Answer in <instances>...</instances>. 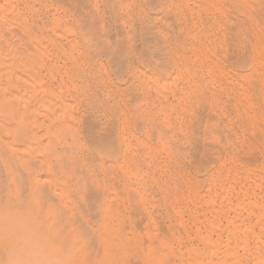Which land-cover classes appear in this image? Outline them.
<instances>
[{"label":"rangeland","instance_id":"1","mask_svg":"<svg viewBox=\"0 0 264 264\" xmlns=\"http://www.w3.org/2000/svg\"><path fill=\"white\" fill-rule=\"evenodd\" d=\"M54 1H55V3H54ZM96 1H98V0H94V1L93 0H70V1L69 0H34V1L33 0H26V1H24V0H10L11 4L17 5V6H15V7H17L15 9L16 10L18 9L17 11L19 12V14H21V17H23V18L21 19V23L18 24V26L16 25V23H19V22H16L17 20L16 21L11 20L9 24L12 25V26H10V27H12V29L14 27L15 30L18 31L17 33H18V35L20 34L19 36H22V35L24 37L26 36V38L19 37L20 39H22V41H24L23 39H27V40L29 39L32 42V43H30L29 40L28 41L25 40V42H23L24 46L25 45L27 46V43L29 42L30 43V44L28 43L29 45H32V46L36 45L35 47L37 49H41L42 51H44L45 52L44 56L46 57L47 60H51V58H52V60L50 62L45 61L46 60V59H44L45 57L42 58V60H41V64H42L41 66L42 67H40V69H38L41 76H44L43 80H44V82L46 81L45 84L48 85L50 83L48 86H51V88H53L55 90H57V88H58V90H60L59 87H61L63 82L65 83V84L63 83L64 87L65 86H66V88L71 87L70 88L71 92L68 94L70 95L69 97L75 102L74 103L75 104L74 112H75L77 119L79 118L78 119L79 123L82 125V126L78 125L79 126L78 130L80 129L78 131V132H80L79 138L89 148H91L94 151L109 152L111 154V155H109V157H111V156L120 157L121 156V160H120L121 166L123 167V165H125V167H123V169H125V170L127 169L126 171L127 172L130 171L129 173L132 172L131 178H132L133 182L137 181L136 182L137 188L134 185L135 183H133L132 181H130L132 183L126 182L127 184L130 185V189H133L132 192L133 191L135 192L134 189H136L137 192H142V191L146 192V189L147 190L149 189L151 191L152 188L158 187V185L161 184V183H159L160 180L162 182H164L166 180V183H167V181H169L171 179L169 176L171 174H172V177L173 176H178L177 178L181 177L185 183H187L186 181H188V184L191 185L190 187L194 188L195 190L198 189L200 192V195H195V192H194L195 190L191 191V188H190V191H189V187L188 188L185 187L184 192H186V193H184L183 196L182 195H171V196L168 195L166 197V195L162 196V195L153 194L152 196L154 198L150 195L149 199H151V200H147V202L146 201L144 202L141 200H143L145 198V196L147 199L148 195H145V196L141 195L142 197H144L143 199H142V197H140V195H134V196L132 195L135 200L139 198L137 201L140 203L141 206H143V207H141L142 209L140 208L143 211H139L140 213L142 212L139 215L138 214L134 215L135 213L133 212V210L136 213H138L137 208H136V210L134 208L132 210L131 208H132V205H134L136 201L134 202L133 197H130V195H129L128 200L131 201L130 203L132 205H129V204L126 205L127 206L126 207V213H125V221L126 222L123 224L125 226L128 225V227H129V225H130V227L132 225H136L137 227L140 226V227H138V229L144 228L143 230L144 231L146 230L145 233L149 232V234H150L151 229H153L158 224H159L158 225L159 227L158 226H156V227L162 228L164 225L163 229L164 228L166 229V227H168L170 224L175 225V227H177V226L181 227V228L183 227L186 229V232L187 231L188 232L186 233L187 235L184 234V237H183L184 245H182V249H181L182 252L188 251L187 250L188 247H189V249H191L190 246L192 245V243H193V245L195 242L198 243L197 242V236H195V235H198L197 232H199L200 229H201L200 231L204 232V233L209 231L210 233L209 232L208 233L210 235L208 233L207 234L209 236H212V237H213V233H214V236H216V233L218 235L222 234L220 236H223V234L225 233L224 234L225 237L224 236L222 238L213 237V238L217 239L219 242H220L219 239H221L222 241L225 242L227 240L226 235H227V231H228L227 228L229 226V225L225 226V224H227V222L229 224V220H227V219H229V217L231 219L234 217L233 214H231L230 216L227 215L229 212V206H228V203H225V202L230 198V195H226L228 199L224 200L226 197H225V195L224 196L222 195L223 193L221 191L227 185L225 182L227 181V183L229 184V181H231V180H229L230 177H228V176L233 175L234 177H236L235 178L236 181L237 180L238 181L244 180L249 176V178H247L248 180L247 179L245 180V182L247 181V183L249 185L248 187L255 189V186L257 185L260 192L263 191L262 195H264V185H263L264 184V179H263L264 178V171H263L264 169H262V167L264 168V162H263L264 161V75H263L264 74V63H262V62H264V51H263V49H264V29H263L264 28V0H254L255 2H253V0H247V1H245V0H222V1L221 0H191V1L190 0H133V1L132 0H127V1L126 0H103L102 2H100L101 0H99L97 3H95ZM214 1H216V2H214ZM1 4H3V1L1 2ZM127 4H130V6L129 5L127 6ZM194 4L197 6H195ZM24 7H26V8H24ZM211 7H212V9H211ZM129 9L134 10V11L130 10L131 12H128ZM190 9L192 11H189ZM208 9H209V11H208ZM252 10H254L255 12L258 11L257 14L255 15L254 14L255 12ZM126 11H127V13H126ZM92 13H94V14H92ZM124 13L128 16H125ZM191 13H193V14H191ZM23 15H25V16H23ZM55 15L57 18L55 17ZM162 16H164V17H162ZM24 17H26V18H24ZM132 17H134V18H132ZM156 17H157V19H156ZM29 18L32 20L30 21ZM189 18H190V20H189ZM25 19H27V20H25ZM23 20L25 22H23ZM215 20L218 23H215L216 22ZM38 21H39V24L37 23ZM43 22H45V23H43ZM83 22H85V23H83ZM252 22H253V24H252ZM23 23L26 24V26ZM256 23H257V25L259 24L258 26L262 25L261 29L259 27L260 30L257 28L258 26L256 25ZM135 24H137V25H135ZM29 25H30V27H29ZM55 25L57 27H58V25L59 26L63 25L64 27L63 26H61L62 28L58 27V29L60 31L59 32L58 29L56 30L57 27ZM169 26H172V27H169ZM234 27H235V29H234ZM33 28H34V30H33ZM64 28H67V29H65L66 31L64 30ZM256 28L258 29V31ZM99 29H101L102 31H98ZM21 30L23 32H21ZM29 30H31V31H29ZM35 30H37V31H35ZM55 30L57 32H55ZM10 31H12V32H10ZM10 31L9 32L12 35L15 33L14 37L17 36L16 31L14 32L11 29H10ZM33 31L35 33H33ZM39 31H41L42 34ZM47 31H48V33H47ZM170 31H172V32H170ZM92 32H94V33H92ZM99 32H101V33L99 34ZM133 32H134V34H132ZM219 32H221V33H219ZM261 32H263V36H262ZM55 33L57 34V36H55L56 35ZM63 33H64V35H63ZM69 33L71 36H73L74 33L76 35L71 37V36H68ZM58 34H59V36L62 34L61 35V36H63L62 38L67 37V39H62L61 36H60V38H56V37H58ZM106 36H109L110 38L106 37ZM161 36H163V37H161ZM10 37H12V36L10 35ZM19 38L17 36V38H15V39L19 40ZM106 38H109V39L107 40ZM130 38H131V40H130ZM34 39H36L37 42ZM42 39L46 40L47 42H44ZM160 40H163V41L158 42ZM195 40H197V41H195ZM255 41H257V42H255ZM72 43H74L75 47L72 46L73 45ZM124 43H125V45H124ZM156 43H158V44H156ZM162 43H164V44H162ZM32 46H30V48H26V51H32L31 50ZM78 47H80V48H78ZM130 47H131V49H129ZM71 50H73V52ZM79 50L81 51V53ZM171 51H172V53H171ZM49 54H51V55H49ZM65 55H66V57H65ZM212 55H214V57ZM215 56H216V58H215ZM258 57L260 58V61L262 60L261 61L262 64L259 63L260 61H259ZM190 58L193 60H191ZM196 63H197V65H196ZM47 64L50 65L51 67H53V65H55L56 69L57 68L58 69L57 70H55V69L51 70L52 68L50 66L49 67L46 66ZM143 65H144V67H143ZM158 65H160V66H158ZM262 65H263V67H262ZM45 66L48 68H46ZM64 66H65V68H64ZM196 67H197V70H196ZM103 68H105V69H103ZM44 69L51 71V72L50 71L49 72L51 73V75L53 74L52 78L48 79L51 76L49 75V72L47 73V71H45ZM206 69L209 72H207ZM52 71L53 72L55 71V72L53 73ZM58 73H59V75H58ZM122 74H124V75H122ZM61 76H62V78H60ZM61 79H63L64 81L63 80L61 81ZM187 79L193 84L189 83V81ZM48 80H53V82H51V81L49 82ZM156 80H158V82H156ZM70 81H72V82H70ZM164 81H166V82H164ZM73 82L75 83V85L78 88L74 85ZM175 82H177V83H175ZM179 82L180 83L184 82V83H182V85H181ZM236 82H238V83H236ZM70 83L73 85H71ZM157 83H158V85L160 84L161 87L162 86L163 87L162 88L158 87V90H157V86H156ZM54 84L57 87H55ZM149 84H151L152 86H150ZM173 84L177 85L178 87L173 86ZM234 84H236L237 86ZM170 85H172V86H170ZM188 85H190V86H188ZM191 85H193V86H191ZM199 85H201V87H199ZM72 86L75 88V90L77 89L76 90L77 92L73 89ZM205 86L208 88H206ZM165 87L168 91L169 90L171 91V92L169 91L170 94L165 89ZM194 87H197V89L196 88L194 89ZM212 87H214V88H212ZM185 88H187V90ZM200 88H202L203 90L202 89L200 90ZM72 89H73V92H72ZM192 89H193L192 92L198 90V91L193 93V94H197V96L192 94L194 96V97H192V95H191L192 92H189V93L187 92L188 94L185 92V91H191ZM152 90H153V93H152ZM159 90L161 91L160 93H162V91H164V90L167 91V92H164L165 95H167L166 99L164 98V100H162V98H161V100H160V98L158 96ZM172 91H175V92H172ZM154 92H156V93H154ZM242 92H244V93H242ZM164 93H162V94H164ZM132 94H134V95H132ZM201 94L203 96H201ZM71 95H72V97H71ZM152 95H154V96H152ZM170 95H172V96H170ZM179 95H180V97H179ZM248 95H250V97ZM155 96H156V98L158 97V99H156ZM181 96L184 98L185 101L188 100L189 102L186 101L187 104L185 103V101H182L183 103L180 102L181 100H183V98ZM204 96L206 98L207 97L208 98L204 99ZM219 96L221 99H218ZM243 96L245 99L247 98V100H244ZM186 97L190 98V99H187ZM191 97H192V99H191ZM180 98H182V99H180ZM158 100L162 104L158 103L157 102ZM168 100L171 101L172 104ZM205 100H208V101H205ZM163 101L166 103H164ZM209 101H211V102H209ZM176 102L179 104L181 103V105H180L181 107H179V104H176ZM188 103H189V105H188ZM239 103H241V104H239ZM156 104H158V105H156ZM182 104H184V106ZM170 105L172 107L174 105H177L174 107L178 108L182 112V115H184V117L186 116L183 120H185L186 118L188 119L189 117H191L190 119L193 120V121L190 120V122H189V120L187 121V119H186L185 124H183L184 121L182 120L183 117H181L182 115L180 112L179 113L181 116L178 117L179 118L178 124L174 122V119H171V122L172 123L174 122L176 124V125L174 124L175 127H172L171 129L176 130V128H179L178 130L181 133L179 135H181V136L174 135L173 134V133H175L174 131H173V133L169 132V134L171 133L169 135L168 132L166 131L168 129H166V127L163 126V125H165L164 121L166 122L168 116H171V114H167L168 116L165 115V113H166L165 110H170ZM240 105H242V106H240ZM162 106L165 110L163 108H159ZM189 106H191L192 108L189 109ZM201 106H202V109H200ZM242 107H244V109ZM180 108H182L183 110ZM187 108L189 109L188 111H186ZM160 109L164 110L163 113H164L165 117L163 116V114L161 115L162 110H160ZM221 109H222V111H220ZM236 109L238 111H236ZM184 110L186 112L190 111V113L188 114L190 116L186 115L185 114L186 112ZM226 110L230 111V112H227ZM232 110L234 112H231ZM183 111H184V113H183ZM235 111L237 112L236 113L237 116L235 115ZM252 112L254 113L255 117L253 116ZM222 113H223V115H222ZM174 114L176 115V113H173L172 116ZM191 114H194V115H191ZM175 115L173 116V118L175 117ZM209 115H210V119L212 118L213 121L209 120ZM166 116H167V118H166ZM193 116H194V118H193ZM234 116H236V117H234ZM85 117H86V119H85ZM163 117L165 119H163ZM231 117H232V121L235 122V124L231 121L230 124L234 128L231 126L232 128L230 129L227 121H229V119H231ZM221 120H222V124L220 123ZM128 121H129V123H128ZM124 122H126V124H127L126 127H125ZM208 122H209V124L210 123L211 124L209 125ZM216 122H219V123H217L215 125ZM162 123H163V125H162ZM225 123H227L228 125ZM121 124H124L123 125L124 127ZM147 124H148V126H147ZM224 124H225V127H226V125L228 126L225 129H223ZM177 125H179L180 127ZM191 125H193L194 127H191ZM185 126L187 127V129H185L186 128ZM181 127L184 128V130L186 131V132L185 131L184 132L187 135L182 134L183 129ZM214 127L217 129L218 132L216 131V129ZM149 128L152 130H150ZM164 128H165V130H164ZM191 128H194L195 130H198L199 132L194 131ZM123 129L124 130L126 129V130L124 131ZM178 130L176 132H179ZM231 130L234 132V134H235V135L233 134L234 136L232 135V132H230ZM88 131H90V133ZM108 131H110L111 133ZM129 131L130 132L132 131L133 134H132V132L130 133ZM145 131L147 132L146 136L143 135V134H145ZM148 131H150V132L148 133ZM160 131H163V132L166 131L167 132V133L166 132L162 133L164 137H166L165 135H167V134L171 138L173 137L172 139H170V137H169L170 141L167 140L169 143L168 146L176 147V143H177V147L175 148V149H177L179 144L184 143L183 146L185 148L183 146L182 147L179 146V149L180 148H183L184 150L186 149L185 153H186V157H188V158L185 157L183 159V161L178 163V164H176V162H175L173 165V163H172L171 164L172 170H170L171 174H169V175L165 174L164 172H161L162 174H159V175H158V173H157V175H153V174H156V172L154 171L153 168L150 171H149V169H146V168H150V167H146V164H148L150 162L149 156H154L155 154H157L158 157L156 156V158L158 159V162H162V161L164 162V161L168 160L167 155L164 154V151H163L164 148L168 149L167 143L165 141H163V139H165V138L163 136H161L162 134ZM213 131L218 133L219 138L217 137V134L215 133L216 134L215 136L218 139L214 140L211 138L214 136ZM157 132L158 133L160 132V134L157 135ZM227 132H228V134H227V136H225ZM239 133H241V134H239ZM176 134L178 135V133H176ZM219 134L221 136H219ZM243 134H244V136H243ZM92 135H93V137H92ZM107 135L109 136V138ZM168 135H167V137H168ZM127 136H128V138H127ZM183 136L187 139V141L182 142L183 140H185V139L182 140ZM186 136L188 138H189V136H191L190 137L191 146H190V140ZM228 136H231V137H229V139H230L229 141L231 142L230 144H231L232 150L229 148L230 147L229 146L230 144L228 145L229 141L227 143V140H226ZM144 137L147 139V140L145 139L146 141L144 140ZM176 137L180 138L181 140L176 138ZM97 138L100 139L99 143L102 145L97 143L98 142V140L96 141ZM120 139H121V141H120ZM125 139H126V142L129 141L130 143L128 142L125 145L124 144ZM171 140L173 142L175 141L176 143L174 142L175 143L174 144L173 142H171ZM188 140H189V142H188ZM237 140L240 143H241V141H243L242 143H244V142L245 143L243 145L240 144L241 146L237 145V142H236ZM142 141H143V143L147 142L149 145L147 143L146 144L150 149L147 147H146L147 148L146 149L145 145H144L145 143L143 144ZM177 141L180 143H178ZM212 141H214V142H212ZM224 141H226V143H222ZM136 144H138V145H136ZM186 144H187V146H186ZM222 145H224V146H222ZM91 146H93V147H91ZM101 146L103 147V149ZM114 146H115V148H114ZM161 147H163L162 150H161ZM225 147H226V149H225ZM122 149H123V151H122ZM130 149L132 151H130ZM136 149H137V151H136ZM148 149L151 150V152L148 151L149 154L146 153L147 152L146 150H148ZM219 150H222V151L219 153ZM205 151L206 152L209 151V152L206 153ZM226 151H229V152L226 153V155H225L224 153ZM132 152H136V154L132 153ZM189 152H192V153L189 154ZM237 152H239V153L241 152V154L238 153L239 154L238 156H237V154L235 155V153H237ZM125 153L126 154L129 153V154L126 155ZM139 153L140 154L143 153V154L140 155ZM232 153L234 154V159L230 160V156H232ZM254 153L256 154V156H254ZM159 154H161V156H159ZM214 154H216V155H214ZM124 155H126V157H124ZM141 156H142L141 159L143 161H146V163L140 161ZM137 158H139V159H137ZM124 159H126V160L124 161ZM130 159L133 162L130 161ZM150 159L152 160V157ZM192 159H194V161L195 160L196 161L194 162ZM244 159H245V161H244ZM211 160H213V162ZM210 161L213 164H210L211 163ZM233 161L234 162L236 161V163H234ZM238 161L242 164H240ZM261 161H262V163H261ZM138 163H140V165ZM181 163H183V165ZM217 163H218V165H217ZM232 163H234L236 166L234 164L232 165ZM143 164L145 165L146 168L143 166ZM181 165H182V167H181ZM240 165L242 167H240ZM258 165H260V166H258ZM178 166L180 169L179 172L177 169ZM227 166L228 167L231 166L230 169ZM234 166H235V168H234ZM135 167H137V169H135ZM183 167H184V169H183ZM236 167H238V169ZM247 167L249 170L251 169L250 174L247 170ZM133 168H134V170H133ZM185 168H187V169H185ZM141 169H142V171H141ZM173 169H174V172L177 169L175 172L176 174L173 172ZM236 169H237V171H236ZM135 170H136V172L139 171L138 174L139 173L140 174L136 175V173H134ZM153 171H154V173H153ZM202 171H204V172H202ZM246 171L249 174L248 176H245V175H247L245 173ZM261 171H263V172H261ZM147 172H150L151 174L153 173L152 174L153 177L156 176L155 178H153V180L155 182L150 179V177L152 178V175L150 176ZM214 172H215V174H214ZM110 173H112V172H110ZM142 173H144L146 177L144 175H142ZM183 173H184V175H183ZM211 173L214 174L211 177H214L215 181L211 180V177L209 176V175H212ZM256 173H258L259 177ZM218 174H220L221 177ZM235 174H237V175L235 176ZM255 174L257 177H254ZM260 174H261V178L263 180H261ZM111 175L112 174H110L108 177L109 178L113 177V175L112 176ZM161 175H164V177ZM166 175H168V177ZM190 175H191V178H190ZM215 175L219 176L222 180L219 178V179H217V181L219 180L217 182ZM134 177H137V178H134ZM140 177H142V178L140 179ZM100 178L103 179V176H101ZM142 179L146 180V182L144 183V181ZM249 179H250V181H249ZM255 179H257L256 180L257 184L252 185L253 183H256ZM148 180L151 181V183L148 182ZM253 180H254V182H253ZM221 181H223V182H221ZM261 181H262V184H260ZM211 182H213V183L215 182V184H211ZM258 182H259V184H258ZM190 183H192V184H190ZM217 183H218V185H217ZM220 183H222V187H221ZM150 184L151 185L153 184L154 187L153 186L149 187ZM137 185L138 186L140 185L139 187H141V186L142 187L139 188ZM208 185H209V187H208ZM224 185H225V187L223 188ZM211 186H212V188L213 187L214 188L211 189V192H210ZM215 186H216V188H215ZM219 186L221 187V188H219L221 190L217 189V187H219ZM259 186L262 189H260ZM132 187H135V188H132ZM206 187L208 188L209 192H208ZM142 188H144V189L146 188V189L143 190ZM205 189H206V191H205ZM258 189H255L256 193H257V195H261L259 193ZM187 190L190 193H187L188 192ZM218 191H220V192H218ZM203 192H204V194H203ZM215 192H217L218 194L217 195L215 194V196L212 195ZM191 193H194V194H191ZM174 196H175V198H174ZM210 196H213V198L217 196L216 197L217 199L216 198H215L216 200L212 199V197L209 199L208 197H210ZM221 196L223 197L222 198L223 202H221L222 200H220ZM172 198H174V199H172ZM165 199H168V201L170 200L171 202L170 201L169 202L171 204L166 202ZM152 200L154 202H152ZM207 200L208 201L209 200L215 201L214 204H216V205H213L210 203V205H212V206H209V207L206 206L207 204H209L207 202ZM158 201H160V203L162 205L165 204V207H163L162 205H159L160 203ZM163 201L168 203V204L164 203ZM181 202L183 204L186 203V207H184V209L180 205ZM153 203H155L157 207H153ZM175 203L179 204V206L181 207V210L179 209L180 208L179 206H177V205H176L177 207L175 206ZM169 204H170V206L174 205L175 207H173V206L168 207ZM220 204H222V205L226 204L227 206L223 207ZM215 206H217V207H215ZM221 206L223 208H225V211L220 209ZM167 207L172 208V210L168 209ZM213 207H214V209H213ZM161 208H162V213H161ZM163 208L167 209L168 211L165 209L163 210ZM140 209H138V210H140ZM157 209H158V211H157ZM211 209H213V210L217 209L218 211H222V212L217 211V213H214V211L212 210V213H214V214H212ZM153 210L154 211L156 210L155 212H157V214H158V212H160L158 215L156 214L158 217L155 215V212ZM173 210L179 211L180 213L181 212L182 213L180 214L179 212H173ZM167 212L169 215H167ZM224 212H226V213H224ZM130 213H131V215L133 213L134 214L131 216ZM177 213H179L180 215ZM204 213H205V215H204ZM216 214H219L220 216L219 215L216 216ZM245 214L246 213H244V216L247 218L248 215L247 214L245 215ZM91 215H94V217L97 218V221L94 217H91ZM103 215H104L103 213L93 214V213L88 212L87 220L91 225H93V227L98 228L99 227L98 225L100 224L101 219L103 218ZM170 215L172 218L170 217ZM166 216H168L170 218H168ZM224 216L226 219L224 218ZM204 217L209 218V219H206L207 223H206ZM218 217H219V219H218ZM251 217H250L251 221H252L251 224L255 225V226L259 225L258 223H261L264 221V216L260 217V219L263 218V220L261 222H260V219H258L256 221L254 216H251ZM163 218L166 220H164ZM178 218L180 219L179 222H178ZM131 219H133V220H131ZM153 219L156 220L157 223L158 222L159 223L157 224L155 221H153ZM169 219H170V221H169ZM181 219H183V220H181ZM187 219H189L190 221ZM212 219H213V221H212ZM129 221H130V223H129ZM152 221H153V224H152L153 228L151 226L146 227V225H150V223H152ZM181 221H184L186 224L185 223H184L185 225L181 224L180 223ZM254 221L257 223H255ZM213 222H215L214 225H213ZM175 223H177V224L180 223L181 226H180V224L177 225ZM187 223H189V224H187ZM192 223L194 224V226L192 225ZM201 223H202V225L203 224L204 225L202 226ZM160 224H162V226ZM216 224H218V225H216ZM208 225H210V227L212 229ZM215 226L218 229L219 228L222 229V227H223V229L219 231ZM156 227H155L156 233L154 231L153 234H157V231H159V232L161 231V229L160 230L158 228L156 229ZM190 227H191V229H190ZM199 227H200V229H199ZM207 227H209V228L207 229ZM149 229H150V231H148ZM163 229H162V231H165V229L164 230ZM195 229H196V231H195ZM143 230H140L139 233H141V232L144 233ZM213 230L216 232H214ZM190 231H191V233H190ZM212 231H213V233H212ZM160 233L162 234L163 232H160ZM158 235H159V233H158ZM195 238H196V241H195ZM224 238H226V239H224ZM187 239H191V240H189V242H188ZM99 248L101 250L96 249V252H98L99 255H103L104 248L102 246H100ZM143 248H145V247L139 246L138 251L141 250V251H139L140 255H142V252L144 251ZM100 252H101V254H100ZM148 253L149 252L145 248L144 257H147ZM167 259L168 258H166L165 260H167ZM151 261L152 260H150V262ZM157 262L158 261L156 260L155 263H157ZM163 263H161V264H163ZM151 264H153V263L151 262Z\"/></svg>","mask_w":264,"mask_h":264},{"label":"bare ground","instance_id":"2","mask_svg":"<svg viewBox=\"0 0 264 264\" xmlns=\"http://www.w3.org/2000/svg\"><path fill=\"white\" fill-rule=\"evenodd\" d=\"M3 1V4L1 2ZM26 1V0H24ZM34 1V0H33ZM70 1V0H69ZM94 1V0H93ZM99 1V0H98ZM96 1L95 3H97ZM101 0L100 2H102ZM127 1V0H126ZM133 1V0H132ZM191 1V0H190ZM222 1V0H221ZM247 1V0H245ZM139 2V1H138ZM193 2V1H192ZM216 2V1H214ZM218 2V1H217ZM253 2H255L253 0ZM32 3V2H31ZM55 3V1H54ZM166 3V2H165ZM246 3V2H245ZM34 5V4H33ZM32 5V6H33ZM53 5V4H52ZM79 5V4H78ZM77 5V6H78ZM104 5V4H103ZM130 6V4H127V6ZM132 5V4H131ZM136 5V4H135ZM195 5V4H194ZM211 5V4H210ZM17 5H13L10 3V0H0V264H151V262L154 264L156 260L158 261L155 264H264V221L260 219L261 216H264V195H262L263 191L260 192L258 189L257 184V179H255L256 183H253L252 185H256L255 189H258L259 193L261 195H257L256 190L252 189L251 187L249 188L247 181L245 180L249 178V174L251 173L250 170L247 167V171L245 172L248 176L246 179L241 180V181H236V177L233 175H229L230 177L229 184L227 181L224 182L227 184L226 187L225 185L223 186V190L219 189L222 187V183H220L221 187H217V189L222 191V195H225V199L227 200L226 195H230V198L225 202L228 203L229 206V212L227 215L233 214V218L231 219L229 217V224H225V226H228L227 228V240L224 242L221 239L220 242L213 238V237H219L222 238L223 236L225 237V233L223 236H220L216 233V236L213 237L209 236L210 232L207 230L209 227H207V231L209 232H201L200 227H199V232L197 236V242L196 243V238H195V243L190 246L191 249L188 247V251L182 252V245H184L183 237L184 234L187 235L186 229L181 228V227H175V225H171L169 222V226L166 227L165 231H162L164 225L162 228H158L159 222L157 223L156 220L153 219L158 225L156 229L158 228L159 230L161 229L160 232H163L162 234L157 231V234H153L155 231V227H152V223L150 225H146V227L151 226L153 229H150L146 232L136 226L132 225L128 227V225H124L125 223V213H126V205H132L129 199L130 197H133L134 195H148V198L146 199L142 197L143 200L141 201H146L151 200L149 199L150 195L152 196L153 194L155 195H166V197L169 195H184L185 187H189V191L191 188V191L195 190L194 188L190 187L191 185L185 183L182 178H177L178 176H173L171 174V164L176 162V164L180 163L183 161V159L186 157V149L184 150L183 148L179 149V146H183V144H179L178 148L177 143L176 147H171L168 146V141L172 139L169 135L173 133L176 136H181L179 134L180 131L178 130L179 128H176V130L171 129L172 127H175V123L178 124V120L182 112L178 109L175 108L174 105L173 107L170 105V110H165V115L167 114H172L176 113L175 117L173 116H166L167 120L166 122L164 121L165 125H162L166 127V130L169 134L168 137L163 136L162 133L166 131H160L161 136H163L165 141L167 143L168 149L164 148V154L167 155V161H162L158 162V159L156 158L157 154L154 156H149L150 158L152 157V160L149 158L150 162L143 166L146 169L152 170L156 172V174L153 175H158L162 174L161 172H164L165 174H171L170 180H166L162 182L160 180L158 187L152 188L150 191L149 189L146 192H137L136 189L135 192L130 189V185L127 184L126 182L132 183V178H131V173L127 172L123 167L121 166L120 160L121 156H111L109 152H99V151H94L91 148H89L79 137H80V132H78L79 126H82L74 112V106L75 102L69 97L71 91L70 88H66V86H63V83L61 85L60 90H55L51 88V86H48L45 84L43 78L44 76H41L40 72L38 69L42 67L41 65V60L44 58V51L41 49H37L35 46L36 45H29L32 43H27V46H24L25 40L22 41L21 38H26V36L23 37L18 35V31L15 30V28L10 27V21L11 20H17L16 25L21 23V14L15 9ZM108 6V5H107ZM152 6V5H151ZM150 6V7H151ZM183 6V5H182ZM197 6V5H195ZM203 6V5H202ZM238 6V5H237ZM240 6V5H239ZM91 7V6H90ZM139 7V6H138ZM170 7V6H169ZM228 7V6H227ZM26 8V7H24ZM28 8V7H27ZM33 8V7H32ZM59 8V7H58ZM93 8V7H92ZM136 8V7H135ZM168 8V7H167ZM174 8V7H173ZM188 8V7H187ZM218 8V7H217ZM23 9V8H22ZM212 9V7H211ZM263 9V8H262ZM25 10V9H24ZM29 10V9H28ZM62 10V9H61ZM125 10V9H124ZM129 9L128 12L134 11ZM179 10V9H178ZM196 10V9H195ZM200 10V9H199ZM228 10V9H227ZM65 11V10H64ZM108 11V10H107ZM173 11V10H172ZM189 11H192L191 9ZM209 11V9H208ZM254 11V10H252ZM94 12V11H93ZM106 12V11H105ZM142 12V11H141ZM239 12V11H238ZM255 12V11H254ZM258 12V11H257ZM257 12L254 14L256 15ZM31 13V12H30ZM37 13V12H36ZM127 13V11H126ZM165 13V12H164ZM26 14V13H25ZM29 14V13H28ZM33 14V13H32ZM35 14V13H34ZM94 14V13H92ZM125 14V13H124ZM131 14V13H130ZM129 14V15H130ZM193 14V13H191ZM221 14V13H220ZM235 14V13H234ZM103 15V14H102ZM216 15V14H215ZM224 15V14H223ZM25 16V15H23ZM40 16V15H39ZM93 16V15H92ZM125 16H128L125 14ZM165 16V15H164ZM162 16V17H164ZM225 16V15H224ZM252 16V15H251ZM56 17V15H55ZM206 17V16H205ZM226 17V16H225ZM26 18V17H24ZM47 18V17H46ZM57 18V17H56ZM62 18V17H61ZM88 18V17H87ZM134 18V17H132ZM217 18V17H216ZM231 18V17H230ZM252 18V17H251ZM254 18V17H253ZM30 19V18H29ZM60 19V18H59ZM58 19V20H59ZM103 19V18H102ZM157 19V17H156ZM207 19V18H206ZM210 19V18H209ZM233 19V18H232ZM235 19V18H234ZM27 20V19H25ZM32 19H30L31 21ZM37 20V19H36ZM95 20V19H94ZM97 20V19H96ZM130 20V19H129ZM184 20V19H183ZM182 20V21H183ZM190 20V18H189ZM69 21V20H68ZM67 21V22H68ZM104 21V20H103ZM102 21V22H103ZM132 21V20H131ZM216 21V20H215ZM23 22H25L23 20ZM88 22V21H87ZM110 22V21H109ZM125 22V21H124ZM129 22V21H128ZM155 22V21H154ZM173 22V21H172ZM199 22V21H198ZM230 22V21H229ZM39 24V21L37 22ZM36 23V24H37ZM45 23V22H43ZM71 23V22H70ZM85 23V22H83ZM96 23V22H95ZM101 23V22H100ZM99 23V24H100ZM132 23V22H131ZM158 23V22H157ZM168 23V22H167ZM177 23V22H176ZM185 23V22H184ZM201 23V22H200ZM209 23V22H208ZM215 23H218L217 21ZM24 24V23H23ZM28 24V23H27ZM50 24V23H49ZM58 24V23H57ZM62 24V23H61ZM88 24V23H87ZM134 24V23H133ZM171 24V23H170ZM202 24V23H201ZM231 24V23H230ZM239 24V23H238ZM253 24V22H252ZM22 25V24H21ZM26 26V24H24ZM101 25V24H100ZM137 25V24H135ZM199 25V24H198ZM255 25V24H254ZM257 25V23H256ZM259 25V24H258ZM257 25V26H258ZM50 26V25H49ZM56 26V25H55ZM63 25H58V27H61ZM66 26V25H65ZM73 26V25H72ZM90 26V25H89ZM97 26V25H96ZM111 26V25H110ZM30 27V25H29ZM45 27V26H44ZM57 27V26H56ZM55 27V28H56ZM56 28V30L58 29ZM64 27V26H63ZM98 27V26H97ZM157 27V26H156ZM172 27V26H169ZM213 27V26H212ZM262 28L261 26H258L257 28L259 29ZM15 30L17 33V36L19 40L15 39L17 38L14 37V34H10V29ZM28 28V27H27ZM35 28V27H34ZM33 28V30H34ZM62 28V27H61ZM78 28V27H77ZM99 28V27H98ZM256 28V29H257ZM36 29V28H35ZM67 28H64V30ZM90 29V28H89ZM122 29V28H121ZM124 29V28H123ZM133 29V28H132ZM168 29V28H167ZM206 29V28H205ZM235 29V27H234ZM257 29V31H258ZM259 29V30H260ZM264 29V28H263ZM43 30V29H42ZM55 30V32H57ZM63 30V31H64ZM104 30V29H103ZM219 30V29H218ZM231 30V29H230ZM10 31V32H9ZM14 31V32H15ZM31 31V30H29ZM37 31V30H35ZM59 31V29H58ZM66 31V30H65ZM80 31V30H79ZM98 31H102L99 29ZM126 31V30H125ZM129 31V30H128ZM229 31V30H228ZM21 32H23L21 30ZM27 32V31H26ZM25 32V33H26ZM41 32V31H39ZM60 32V31H59ZM91 32V31H90ZM107 32V31H106ZM121 32V31H120ZM172 32V31H170ZM190 32V31H189ZM33 33H35L33 31ZM48 33V31H47ZM53 33V32H52ZM76 33V32H75ZM74 33V35H76ZM94 33V32H92ZM101 32H99L100 34ZM105 33V32H104ZM103 33V34H104ZM108 33V32H107ZM194 33V32H193ZM205 33V32H204ZM221 33V32H219ZM230 33V32H229ZM250 33V32H249ZM262 36H263V32ZM42 34V32H41ZM56 34V33H55ZM66 34V33H65ZM89 34V33H88ZM124 34V33H123ZM134 34V32L132 33ZM223 34V33H222ZM10 35L12 37H10ZM28 35V34H27ZM35 35V34H34ZM62 35V34H61ZM60 35V36H61ZM64 35V33H63ZM73 35V34H72ZM73 35V36H74ZM52 36V35H51ZM57 36V34L55 35ZM59 34L58 37L60 38ZM68 36H71L70 33ZM71 36V37H73ZM134 36V35H133ZM132 36V37H133ZM200 36V35H199ZM30 37V36H29ZM37 37V36H36ZM54 37V36H53ZM63 36H61L62 38ZM65 37V36H64ZM109 37V36H106ZM122 37V36H121ZM158 37V36H157ZM163 37V36H161ZM214 37V36H213ZM246 37V36H245ZM258 37V36H257ZM35 38V37H34ZM38 38V37H37ZM40 38V37H39ZM110 38V37H109ZM109 38H106L107 40ZM199 38V37H198ZM197 38V39H198ZM224 38V37H223ZM41 39V38H40ZM54 39V38H53ZM62 39H67L62 38ZM91 39V38H90ZM229 39V38H228ZM27 40V41H28ZM36 40V39H34ZM39 40V39H38ZM44 42H47L46 40L42 39ZM89 40V39H88ZM92 40V39H91ZM131 40V38H130ZM190 40V39H189ZM188 40V41H189ZM75 41V40H74ZM96 41V40H95ZM163 40H160L158 42H161ZM197 41V40H195ZM37 42V40H36ZM76 42V41H75ZM133 42V41H132ZM166 42V41H165ZM170 42V41H169ZM208 42V41H207ZM257 42V41H255ZM67 43V42H66ZM70 43V42H69ZM109 43V42H108ZM107 43V44H108ZM127 43V42H126ZM215 43V42H214ZM226 43V42H225ZM59 44V43H58ZM74 45V43H72ZM130 44V43H129ZM158 44V43H156ZM164 44V43H162ZM186 44V43H185ZM257 44V43H256ZM48 45V44H47ZM54 45V44H53ZM78 45V44H77ZM95 45V44H94ZM114 45V44H113ZM125 45V43H124ZM197 45V44H196ZM32 51H26V48H30ZM100 46V45H99ZM131 46V45H130ZM137 46V45H136ZM174 46V45H173ZM200 46V45H199ZM189 47V46H188ZM242 47V46H241ZM247 47V46H246ZM254 47V46H253ZM260 47V46H259ZM262 47V46H261ZM33 48V49H32ZM71 48V47H70ZM80 48V47H78ZM69 49V48H68ZM131 49V47L129 48ZM193 49V48H192ZM205 49V48H204ZM203 49V50H204ZM74 50V49H73ZM73 50H71L73 52ZM76 50V49H75ZM194 50V49H193ZM247 50V49H246ZM255 50V49H254ZM58 51V50H57ZM60 51V50H59ZM80 51V50H79ZM103 51V50H102ZM256 51V50H255ZM264 51V49H263ZM192 52V51H191ZM203 52V51H202ZM51 53V52H50ZM71 53V52H70ZM76 53V52H75ZM81 53V51H80ZM84 53V52H83ZM172 53V51H171ZM183 53V52H182ZM257 53V52H256ZM67 54V53H66ZM77 54V53H76ZM107 54V53H106ZM157 54V53H156ZM213 54V53H212ZM51 55V54H49ZM80 55V54H79ZM159 55V54H158ZM191 55V54H190ZM48 56V55H47ZM102 56V55H101ZM163 56V55H162ZM166 56V55H165ZM196 56V55H195ZM214 57V55H212ZM66 57V55H65ZM79 57V56H78ZM81 57V56H80ZM83 57V56H82ZM257 57V56H256ZM216 58V56H215ZM228 58V57H227ZM259 58V57H258ZM46 59V57L44 58ZM49 59V58H48ZM82 59V58H81ZM102 59V58H101ZM191 59V58H190ZM52 60V58H51ZM51 60H45V61H51ZM56 60V59H55ZM54 60V61H55ZM114 60V59H113ZM163 60V59H162ZM193 60V59H191ZM205 60V59H204ZM119 61V60H118ZM133 61V60H132ZM184 61V60H183ZM209 61V60H208ZM260 61V58H259ZM258 61V62H259ZM262 61V60H261ZM261 61L259 63H261ZM61 62V61H60ZM115 62V61H114ZM113 62V63H114ZM194 62V61H193ZM45 63V62H44ZM86 63V62H85ZM198 63V62H197ZM196 63V65H197ZM264 63V62H262ZM261 63V64H262ZM115 64V63H114ZM184 64V63H183ZM44 65V64H43ZM52 65V64H51ZM65 65V64H64ZM99 65V64H98ZM211 65V64H210ZM50 66V65H46ZM45 66V67H46ZM66 66V65H65ZM64 66V68H65ZM85 66V65H84ZM104 66V65H103ZM160 66V65H158ZM172 66V65H171ZM203 66V65H202ZM201 66V67H202ZM46 67V68H48ZM51 67V66H50ZM62 67V66H61ZM117 67V66H116ZM119 67V66H118ZM122 67V66H121ZM144 67V65H143ZM263 67V65H262ZM55 70L56 67L53 65L51 67ZM67 68V67H66ZM102 68V67H101ZM105 69V68H103ZM116 69V68H115ZM177 69V68H176ZM45 70V69H44ZM60 70V69H59ZM117 70V69H116ZM121 70V69H120ZM134 70V69H133ZM179 70V69H178ZM197 70V67H196ZM207 70V69H206ZM263 70V69H262ZM47 71V73L50 71ZM65 71V70H64ZM90 71V70H89ZM135 71V70H134ZM133 71V72H134ZM140 71V70H139ZM180 71V70H179ZM260 71V70H259ZM51 72V71H50ZM49 72V77L48 79L52 78L51 73ZM53 72V71H52ZM55 72V71H54ZM53 72V73H54ZM207 72H209L207 70ZM261 72V71H260ZM65 73V72H64ZM143 73V72H142ZM107 74V73H106ZM55 75V74H54ZM57 75V74H56ZM59 75V73H58ZM124 75V74H122ZM213 75V74H212ZM246 75V74H245ZM264 75V74H263ZM67 76V75H66ZM117 76V75H116ZM137 76V75H136ZM210 76V75H209ZM208 76V77H209ZM65 77V76H64ZM70 77V76H69ZM68 77V78H69ZM243 77V76H242ZM46 78V77H45ZM62 78V76L60 77ZM93 78V77H92ZM153 78V77H152ZM180 78V77H179ZM47 79V78H46ZM127 79V78H126ZM158 79V78H157ZM191 79V78H190ZM214 79V78H213ZM60 80V79H59ZM63 79H61L62 81ZM152 80V79H151ZM154 80V79H153ZM180 80V79H179ZM184 80V79H183ZM188 80V79H187ZM49 82H53V80H48ZM64 81V80H63ZM68 81V80H67ZM155 81V80H154ZM167 81V80H166ZM164 81V82H166ZM171 81V80H170ZM182 81V80H181ZM189 81V80H188ZM72 82V81H70ZM158 82V80H156ZM155 82V83H156ZM163 82V83H164ZM69 83V82H68ZM74 83V82H73ZM151 83V82H150ZM169 83V82H168ZM177 83V82H175ZM180 83V82H179ZM178 83V84H179ZM184 83V82H182ZM182 83H180L182 85ZM186 83V82H185ZM189 83H191L189 81ZM238 83V82H236ZM65 84V83H64ZM67 84V83H66ZM71 84V83H70ZM179 84V85H180ZM193 84V83H191ZM57 85V84H56ZM73 85V84H71ZM75 85V83H74ZM152 86L151 84H149ZM169 85V84H168ZM236 85V84H234ZM55 86V84H54ZM76 86V85H75ZM114 86V85H113ZM136 86V85H135ZM157 90L158 87L162 88L161 85L157 83ZM172 86V85H170ZM173 86H177L174 85ZM190 86V85H188ZM193 86V85H191ZM237 86V85H236ZM243 86V85H242ZM57 87V86H55ZM68 87V86H67ZM73 87V86H72ZM77 87V86H76ZM115 87V86H114ZM178 87V86H177ZM180 87V86H179ZM201 87V85H199ZM206 87V86H205ZM78 88V87H77ZM169 88V87H168ZM188 88V87H187ZM187 88H185L187 90ZM191 88V87H190ZM197 89V87H194V89ZM208 88V87H206ZM210 88V87H209ZM214 88V87H212ZM228 88V87H227ZM242 88V87H241ZM75 90V88L73 87ZM72 89V92H73ZM125 89V88H124ZM153 89V88H152ZM166 89V87H165ZM177 89V88H176ZM183 89V88H182ZM189 89V88H188ZM202 88H200L201 90ZM243 89V88H242ZM77 90V89H76ZM75 90V91H76ZM151 90V89H150ZM163 90V89H162ZM167 90V89H166ZM166 90L162 91V93L167 92ZM190 90V89H189ZM199 90V91H200ZM203 90V89H202ZM227 90V89H226ZM232 90V89H231ZM170 91V90H169ZM168 93L170 94V92ZM180 91V90H179ZM183 91V90H182ZM185 91V90H184ZM191 91H185L186 93L192 92ZM198 91V90H196ZM194 91V92H196ZM206 91V90H205ZM208 91V90H207ZM229 91V90H228ZM77 92V91H76ZM123 92V91H122ZM132 92V91H131ZM158 96L161 100L166 99L165 93L162 94L160 93L161 91H158ZM175 92V91H172ZM181 92V91H180ZM184 92V93H185ZM192 92L191 95L194 93ZM203 92V91H202ZM233 92V91H232ZM153 93V90H152ZM156 93V92H154ZM185 93V94H186ZM187 93V94H188ZM219 93V92H218ZM236 93V92H235ZM244 93V92H242ZM241 93V94H242ZM73 94V93H72ZM123 94V93H122ZM130 94V93H129ZM141 94V93H140ZM168 94V95H169ZM173 94V93H172ZM180 94V93H179ZM209 94V93H208ZM211 94V93H210ZM225 94V93H224ZM76 95V94H75ZM134 95V94H132ZM147 95V94H146ZM178 95V94H177ZM190 95V94H189ZM196 95L197 94H193ZM192 95V97H194ZM232 95V94H231ZM245 95V94H244ZM154 96V95H152ZM172 96V95H170ZM188 96V95H187ZM201 96H203L201 94ZM233 96V95H232ZM239 96V95H238ZM246 96V95H245ZM250 97V95H248ZM72 97V95H71ZM130 97V96H129ZM180 97V95H179ZM182 97V96H181ZM189 97V96H188ZM191 97V99H192ZM200 97V96H199ZM212 97V96H211ZM222 97V96H221ZM242 97V96H241ZM258 97V96H257ZM70 98V99H69ZM156 98V96H155ZM174 98V97H173ZM183 98V97H182ZM180 98V99H182ZM187 98V97H186ZM185 98V99H186ZM206 97L204 96V99ZM208 98V97H207ZM206 98V99H207ZM234 98V97H233ZM244 98V96H243ZM139 99V98H138ZM137 99V100H138ZM158 99V97L156 98ZM190 99V98H187ZM195 99V98H194ZM201 99V98H200ZM212 99V98H211ZM217 99V98H216ZM218 99H221L220 96ZM239 99V98H238ZM149 100V99H148ZM172 100V99H171ZM175 100V99H174ZM237 100V99H236ZM235 100V101H236ZM244 100H247V98ZM151 101V100H150ZM154 101V100H153ZM156 101V100H155ZM169 101V100H168ZM176 101V100H175ZM185 101L184 98L180 102ZM188 101V100H186ZM185 101V103H186ZM191 101V100H190ZM202 101V100H201ZM208 101V100H205ZM242 101V100H241ZM121 102V101H120ZM139 102V101H138ZM158 103L162 104L159 100L157 101ZM156 102V103H157ZM164 102V101H163ZM171 104L172 102L169 101ZM178 102V101H177ZM176 104H179L177 103ZM189 102V101H188ZM192 102V101H191ZM211 102V101H209ZM232 102V101H231ZM166 103V102H164ZM183 103V102H182ZM200 103V102H199ZM215 103V102H214ZM224 103V102H223ZM230 103V102H229ZM237 103V102H236ZM253 103V102H252ZM99 104V103H98ZM187 104V103H186ZM241 104V103H239ZM117 105V104H116ZM140 105V104H139ZM138 105V106H139ZM146 105V104H145ZM158 105V104H156ZM164 105V104H163ZM167 105V104H166ZM181 103L179 104V107ZM184 106V104H182ZM189 105V103H188ZM193 105V104H192ZM195 105V104H194ZM219 105V104H218ZM77 106V105H76ZM124 106V105H123ZM242 106V105H240ZM125 107V106H124ZM165 107V106H164ZM169 107V106H168ZM194 107V106H193ZM166 108V107H165ZM183 108V107H182ZM180 108V109H182ZM192 108L189 106V109ZM216 108V107H215ZM244 109V107H242ZM256 108V107H255ZM117 109V108H116ZM126 109V108H125ZM163 109L161 112V115L163 113ZM177 111H176V110ZM185 109V108H184ZM188 108L186 111L189 110ZM202 109V106L201 108ZM234 109V108H233ZM249 109V108H248ZM158 110V109H157ZM183 110V109H182ZM255 110V109H254ZM87 111V110H86ZM172 111V112H171ZM185 111V110H184ZM183 111V113H184ZM185 111V112H186ZM222 111V109L220 110ZM227 111V110H226ZM236 111H238L236 109ZM235 111V115L237 116V112ZM257 111V110H256ZM90 112V111H89ZM128 112V111H127ZM181 115H180V113ZM230 112V111H227ZM231 112H234L233 110ZM250 112V111H249ZM190 113L186 112L185 114L188 115ZM253 113V112H252ZM77 114V113H76ZM126 114V113H125ZM160 114V113H159ZM239 114V113H238ZM246 114V113H245ZM194 115V114H191ZM211 115V114H210ZM209 115V120L210 119ZM223 115V113H222ZM230 115V114H229ZM241 115V114H240ZM122 116V115H121ZM151 116V115H150ZM153 116V115H152ZM190 116V115H188ZM187 116V117H188ZM212 116V115H211ZM234 116V117H236ZM239 116V115H238ZM254 116V113H253ZM252 116V117H253ZM154 117V116H153ZM165 117V116H164ZM163 117V119H165ZM181 117L182 120L186 117L182 115ZM217 117V116H216ZM215 117V118H216ZM225 117V116H224ZM255 117V116H254ZM137 118V117H136ZM152 118V117H151ZM157 118V117H156ZM189 117L187 121L190 119ZM194 118V116H193ZM192 118V119H193ZM246 118V117H245ZM86 119V117H85ZM161 119V118H160ZM171 119H174V122H171ZM185 120L183 124H185ZM229 119V118H228ZM227 119V120H228ZM235 119V118H234ZM233 119V120H234ZM251 119V118H250ZM181 120V119H180ZM208 120V119H207ZM237 120V119H236ZM158 121V120H157ZM193 121V120H191ZM213 121V120H212ZM232 121L229 119L228 124L229 128L231 129L233 126L230 124ZM249 121V120H248ZM127 122V121H126ZM125 123V127L127 124ZM149 122V121H148ZM182 122V121H181ZM180 122V123H181ZM197 122V121H196ZM220 122V121H219ZM219 122H216L215 125ZM233 122V121H232ZM252 122V121H251ZM84 123V122H83ZM129 123V121H128ZM222 124V120L220 122ZM235 124V122H233ZM238 123V122H237ZM253 123V122H252ZM175 124V125H174ZM182 124V125H183ZM209 124V122H208ZM211 124V123H210ZM209 124V125H210ZM227 124V123H225ZM224 128L228 127L226 125ZM239 124V123H238ZM79 125V126H78ZM84 125V124H83ZM122 126L124 124H121ZM140 125V124H139ZM180 125V124H179ZM177 125V126H179ZM190 125V124H189ZM198 125V124H197ZM148 126V124H147ZM151 126V125H150ZM232 126V127H231ZM86 127V126H85ZM124 127V126H123ZM130 127V126H129ZM145 127V126H144ZM159 127V126H158ZM180 127V126H179ZM184 127V126H183ZM186 127V126H185ZM191 127H194L191 125ZM241 127V126H240ZM94 128V127H93ZM131 128V127H130ZM152 128V127H151ZM182 128V127H181ZM215 128V127H214ZM220 128V127H219ZM218 128V129H219ZM234 128V127H233ZM115 129V128H114ZM129 129V128H128ZM133 129V128H132ZM135 129V128H134ZM150 129V128H149ZM175 129V128H174ZM183 129L182 134L185 135L186 131ZM181 129V130H182ZM187 129V127L185 128ZM189 129V128H188ZM194 131L199 132L198 130H195L194 128H191ZM190 129V130H191ZM198 129V128H197ZM213 129V128H212ZM211 129V130H212ZM216 129V128H215ZM88 130V129H87ZM86 130V131H87ZM93 130V129H92ZM91 130V131H92ZM124 130V129H123ZM122 130V131H123ZM126 130V129H125ZM124 130V131H125ZM152 130V129H150ZM165 130V128H164ZM179 132H176V131ZM220 130V129H219ZM228 130V129H227ZM234 130V129H233ZM137 131V130H136ZM144 131V130H143ZM185 131V132H184ZM188 131V130H187ZM217 131V129H216ZM226 131V130H225ZM229 131V130H228ZM84 132V131H83ZM90 133V131H88ZM95 132V131H94ZM110 132V131H108ZM121 132V131H120ZM127 132V131H126ZM125 132V133H126ZM130 132V131H129ZM132 132V131H131ZM130 132V133H131ZM138 132V131H137ZM140 132V131H139ZM150 131H148L149 133ZM153 132V131H152ZM160 132H157V135L160 134ZM166 132V133H167ZM218 132V131H217ZM221 132V131H220ZM232 135L234 132L231 130ZM86 133V132H85ZM111 133V132H110ZM147 132L145 131L144 136H146ZM165 133V134H166ZM178 133V135L176 134ZM192 133V132H191ZM213 131L214 136L218 133ZM222 133V132H221ZM244 133V132H243ZM133 134V132H132ZM136 134V133H135ZM151 134V133H150ZM195 134V133H194ZM228 132L226 133L225 136H227ZM241 134V133H239ZM238 134V135H239ZM246 134V133H245ZM102 135V134H101ZM106 135V134H105ZM109 135V134H108ZM107 135V136H108ZM127 135V134H126ZM137 135V134H136ZM173 135V136H174ZM187 135V134H186ZM235 135V134H234ZM233 135V136H234ZM103 136V135H102ZM106 136V137H107ZM125 136V135H124ZM150 136V135H149ZM213 136V135H212ZM213 136V137H214ZM219 136H221L219 134ZM224 136V137H225ZM244 136V134H243ZM93 137V135H92ZM99 137V136H98ZM105 137V138H106ZM113 137V136H112ZM116 137V136H115ZM122 137V136H121ZM148 137V136H147ZM170 137V139H169ZM187 137V136H186ZM191 136H189L190 140V146H191ZM212 139H218L216 136ZM228 136L227 137V143L230 140ZM241 137V136H240ZM96 138V137H95ZM109 138V136H108ZM107 138V139H108ZM114 138V137H113ZM128 138V136H127ZM126 138V139H127ZM134 138V137H133ZM162 138V137H161ZM168 138V139H167ZM178 138V137H176ZM125 139V145L126 143ZM146 138L144 137V140ZM180 139V138H178ZM185 139V140H183ZM98 140L97 143H99L100 139ZM104 140V139H103ZM124 140V139H123ZM137 140V139H136ZM139 140V139H138ZM142 140V139H141ZM147 140V139H146ZM145 140V141H146ZM174 140V139H173ZM181 140V139H180ZM182 142L187 141V139L183 136L182 137ZM188 140V142H189ZM195 140V139H194ZM221 140V139H220ZM107 141V140H106ZM121 141V139H120ZM134 141V140H133ZM140 141V140H139ZM94 142V141H93ZM110 142V141H109ZM171 142H173L171 140ZM170 142V143H171ZM173 142V143H174ZM178 142V141H177ZM200 142V141H199ZM214 142V141H212ZM237 145L244 144L241 143L237 140ZM248 142V141H247ZM102 143V142H101ZM117 143V142H116ZM130 143V142H129ZM143 143V141H142ZM145 143V144H144ZM143 144L145 145V148H149L147 146V142H144ZM147 143V144H146ZM161 143V142H160ZM172 143V144H173ZM174 143V144H175ZM180 143V142H178ZM187 143V142H186ZM221 143V142H220ZM226 143V141L222 142ZM231 142L229 141L228 145ZM239 143V144H238ZM100 144V143H99ZM133 144V143H132ZM171 144V145H172ZM173 144V145H174ZM188 144V143H187ZM186 144V146H187ZM102 145V144H100ZM99 145V146H100ZM130 145V144H129ZM138 145V144H136ZM141 145V144H140ZM149 145V144H148ZM189 145V144H188ZM193 145V144H192ZM252 145V144H251ZM95 146V145H94ZM133 146V145H132ZM131 146V147H132ZM211 146V145H210ZM224 146V145H222ZM230 146V147H229ZM228 147L231 149V144ZM234 146V145H233ZM241 146V145H240ZM93 147V146H91ZM102 147V146H101ZM138 147V146H137ZM171 147V148H170ZM184 147V146H183ZM189 147V146H188ZM244 147V146H243ZM242 147V148H243ZM115 148V146H114ZM117 148V147H116ZM136 148V147H135ZM139 148V147H138ZM137 148V149H138ZM144 148V147H143ZM144 148V149H145ZM146 148V149H147ZM185 148V147H184ZM195 148V147H194ZM235 148V147H234ZM240 148V147H239ZM103 149V147H102ZM107 149V148H106ZM136 149V151H137ZM150 149V148H149ZM146 150L148 153L151 152V150ZM157 149V148H156ZM163 147H161V150ZM226 149V147H225ZM224 149V150H225ZM125 150V149H124ZM142 150V149H141ZM232 150V149H231ZM235 150V149H234ZM237 150V149H236ZM251 150V149H250ZM105 151V150H104ZM119 151V150H118ZM123 151V149H122ZM130 151H132L130 149ZM143 151V150H142ZM216 151V150H215ZM222 150H219V153ZM261 151V150H260ZM115 152V151H114ZM126 152V151H125ZM206 152V151H205ZM209 152V151H207ZM206 152V153H207ZM229 151H226L224 154L228 153ZM242 152V151H241ZM241 152L235 153L237 156L241 154ZM116 153V152H115ZM121 153V152H120ZM123 153V152H122ZM135 153L136 152H132ZM138 153V152H137ZM192 152H189V154ZM239 153V154H238ZM126 154V153H125ZM129 154V153H128ZM126 154V155H128ZM140 154V153H139ZM143 154V153H142ZM140 154V155H142ZM149 154V153H148ZM211 154V153H210ZM246 154V153H245ZM124 155V157H126ZM216 155V154H214ZM223 155V154H222ZM231 155V154H230ZM161 156V154H159ZM195 156V155H194ZM229 156V155H228ZM254 156L256 154L254 153ZM137 157V156H136ZM145 157V156H144ZM158 157V156H157ZM219 157V156H218ZM233 157V158H232ZM236 157V156H235ZM240 157V156H239ZM238 157V158H239ZM142 156L140 157V161H143ZM188 158V157H186ZM191 158V157H190ZM220 158V157H219ZM127 159V158H126ZM124 159V161L126 160ZM136 159V158H135ZM139 159V158H137ZM146 159V158H145ZM164 159V158H163ZM234 159V154L232 153V156H230V160ZM147 160V159H146ZM194 161V159H192ZM215 160V159H214ZM253 160V159H252ZM129 161V160H128ZM130 161H132L130 159ZM129 161V162H130ZM196 161V160H195ZM194 161V162H195ZM213 162V160H211ZM210 161V162H211ZM218 161V160H217ZM243 161V160H242ZM245 161V159H244ZM133 162V161H132ZM136 162V161H135ZM138 162V161H137ZM210 164H213V163ZM223 162V161H222ZM234 162V161H233ZM239 162V161H238ZM264 162V161H263ZM236 163V161L234 162ZM232 163V165L234 164ZM240 163V162H239ZM262 163V161H261ZM109 164V165H108ZM125 164V163H124ZM137 164V163H136ZM140 165V163H138ZM183 165V163H181ZM230 164V163H229ZM242 164V163H240ZM181 165V167H182ZM193 165V164H192ZM218 165V163H217ZM216 165V166H217ZM235 165V164H234ZM239 165V164H238ZM142 166V165H141ZM229 166V165H228ZM227 166V167H228ZM236 166V165H235ZM234 166V168H235ZM260 166V165H258ZM186 167V166H185ZM214 167V166H213ZM231 167V166H230ZM230 167H228L230 169ZM239 167V166H238ZM238 167H236L238 169ZM240 167H242L240 165ZM257 167V166H256ZM221 168V167H220ZM226 168V167H225ZM227 168V169H228ZM233 168V167H232ZM231 168V169H232ZM246 168V167H245ZM252 168V167H251ZM137 169V167H135ZM140 169V168H139ZM164 169V170H163ZM178 172H179V166H178ZM176 169V170H177ZM184 169V167H183ZM182 169V170H183ZM187 169V168H185ZM236 169V171H237ZM262 169H264L262 167ZM130 170V169H129ZM134 170V168H133ZM175 170V172H176ZM190 170V169H189ZM233 170V169H232ZM241 170V169H240ZM260 170V169H259ZM132 171V170H131ZM138 171V170H137ZM142 171V169H141ZM215 171V170H214ZM219 171V170H218ZM243 171V170H242ZM264 171V170H263ZM261 171V172H263ZM112 172V173H110ZM139 172V171H138ZM138 172H135L136 175ZM144 172V171H143ZM152 172V171H151ZM174 172V169H173ZM172 172V173H173ZM174 172V173H175ZM204 172V171H202ZM226 172V171H225ZM244 172V171H243ZM253 172V171H252ZM256 172V171H255ZM150 176L152 175L150 172H147ZM210 173V172H209ZM233 173V172H232ZM244 173V174H245ZM260 173V172H259ZM112 174L113 177L109 178L108 176ZM140 174V173H139ZM138 174V175H139ZM147 174V175H148ZM176 174V173H175ZM182 174V173H181ZM180 174V175H181ZM212 175H209L210 177L215 174L211 173ZM221 174V173H220ZM218 174V175H220ZM258 175V173H256ZM256 174L254 177H257ZM134 175V174H133ZM142 175L145 176L144 173ZM150 177L152 181L153 177ZM168 175H166L168 177ZM184 175V173H183ZM224 175V174H223ZM237 174H235L236 176ZM103 176V179L100 177ZM164 177V175H161ZM216 176V175H215ZM109 179H108V178ZM143 177V176H142ZM140 177V179L142 178ZM146 177V176H145ZM189 177V176H188ZM218 177V178H217ZM221 177V175H220ZM219 176H216V181L217 179L220 178ZM259 177V175H258ZM137 178V177H134ZM148 178V177H147ZM191 178V175H190ZM240 178V177H239ZM261 178V174H260ZM157 179V178H156ZM186 179V178H185ZM194 179V178H193ZM221 179V178H220ZM228 179V178H227ZM251 179V178H250ZM249 179V181H250ZM264 179V178H263ZM261 178V180H263ZM135 180V179H134ZM139 180V179H138ZM143 180V179H142ZM141 180V181H142ZM210 180V179H209ZM212 181L214 180V177H211ZM210 180V181H211ZM222 180V179H221ZM240 180V179H239ZM248 180V179H247ZM132 181V182H130ZM136 181V180H135ZM144 183L146 180H143ZM219 181V180H218ZM217 181V182H218ZM221 181V182H223ZM260 181V180H259ZM137 182V181H136ZM136 182L135 187H136ZM148 182L151 183V181L148 180ZM155 182V181H154ZM157 182V183H158ZM190 182V181H189ZM252 182V181H251ZM250 182V183H251ZM254 182V180H253ZM163 183V184H162ZM208 183V182H207ZM155 184V183H154ZM192 184V183H190ZM210 184V183H209ZM211 184H215V182H211ZM210 184V185H211ZM259 184V182H258ZM262 184V181L261 183ZM148 185V184H147ZM218 185V183H217ZM264 185V184H263ZM138 186V185H137ZM140 186V185H139ZM138 186V187H139ZM154 185L150 184L149 187ZM183 186V187H182ZM214 186V185H213ZM261 186V185H260ZM259 186V188H260ZM132 187V188H135ZM142 187V186H141ZM139 187V188H141ZM209 187V185H208ZM257 187V188H256ZM262 187V186H261ZM137 188V187H136ZM207 188V187H206ZM214 188V187H213ZM212 186L210 188L213 189ZM216 188V186H215ZM145 190L144 188H142ZM204 189V188H203ZM262 189V188H260ZM140 190V189H139ZM208 190V188H207ZM215 190V189H214ZM141 191V190H140ZM188 191V190H187ZM187 193H190V192ZM206 191V189H205ZM195 195H200V192L198 189L195 191ZM209 192V190H208ZM220 192V191H218ZM194 194V193H191ZM204 194V192H203ZM206 194V193H205ZM209 194V193H208ZM217 195L218 193L215 192ZM115 195V196H114ZM133 195V196H132ZM189 195V194H188ZM207 195V194H206ZM128 196V197H127ZM233 196V197H232ZM153 197V196H152ZM165 197V198H166ZM178 197V196H177ZM189 197V196H188ZM212 197V199H215L216 197L213 198V196L208 197L209 199ZM220 197V196H219ZM154 198V197H153ZM175 198V196H174ZM172 198V199H174ZM223 197L221 196L220 200L223 202ZM134 199V197H133ZM139 199V198H138ZM138 199H134L135 204L132 205V210L133 208L137 211L136 213L134 210L133 213L134 215H139L141 214L139 211L141 210L143 206L140 205V203L137 201ZM162 199V198H161ZM160 199V200H161ZM217 199V198H216ZM215 199V200H216ZM259 199V200H258ZM156 200V199H155ZM178 200V199H177ZM182 200V199H181ZM219 200V201H220ZM166 202L170 203L168 199H165ZM192 201V200H191ZM149 202V201H148ZM152 202H154L152 200ZM160 203V201H158ZM164 202V201H163ZM164 202V203H166ZM198 202V201H197ZM209 204L206 206H212L210 205H216L214 204L215 201L213 200H207ZM218 202V201H217ZM166 203V204H168ZM202 203V202H201ZM153 203V207H157L156 204ZM171 204V203H170ZM168 207H175L176 205L179 206V204L175 203L174 205H171ZM159 205H162L161 203ZM158 205V206H159ZM183 209L186 207V203L180 204ZM196 205V204H195ZM222 205V204H220ZM219 205V206H220ZM165 207V204L162 205ZM161 206V207H162ZM176 206V207H177ZM193 206V205H192ZM223 207L227 206L222 205ZM221 206L220 209L225 211V208ZM129 207V206H128ZM139 207V208H138ZM160 207V206H159ZM158 207V208H159ZM167 207V208H168ZM180 207V206H179ZM178 207V208H179ZM199 207V206H198ZM207 207V208H208ZM217 207V206H215ZM141 208V209H140ZM140 209V210H138ZM165 208H163L164 210ZM171 209L172 208H168ZM181 210V207L179 208ZM209 209V208H208ZM214 209V207H213ZM211 209V213L212 210ZM167 210V209H165ZM170 210V211H171ZM145 211V210H144ZM154 211V210H153ZM156 211V210H155ZM154 211V212H155ZM158 211V209H157ZM168 211V210H167ZM214 213H217V209L213 210ZM88 212L90 213H103V218L101 219L100 224L98 225V228L93 227L88 220H87V214ZM172 212V211H171ZM173 212H179V211H174ZM222 212V211H218ZM160 212H158L159 214ZM161 213H162V208H161ZM164 213V212H163ZM180 213V212H179ZM177 213V214H179ZM182 213V212H181ZM180 213V214H181ZM195 213V212H194ZM212 213V214H214ZM226 213V212H224ZM244 213H246L248 216L247 218L244 216ZM132 214V215H133ZM157 212H155V215ZM157 214V215H158ZM166 214V213H165ZM174 214V213H173ZM176 214V215H177ZM179 214V215H180ZM198 214V213H197ZM201 214V213H200ZM223 214V213H222ZM245 214V215H246ZM100 215V214H99ZM131 215V213H130ZM131 215V216H132ZM156 215V216H157ZM167 215L168 212H167ZM178 215V216H179ZM185 215V214H184ZM205 215V213H204ZM219 214H216V216ZM130 216V217H131ZM198 216V215H197ZM209 216V215H208ZM220 216V215H219ZM251 216H254L256 221L260 219L261 223H258L259 225H252L251 221ZM256 216V217H255ZM91 217H94V215H91ZM147 217V216H146ZM158 217V216H157ZM161 217V216H160ZM168 217V216H166ZM171 217V215H170ZM168 217V218H170ZM185 217V216H184ZM251 217V218H250ZM97 221V218L94 217ZM152 218V217H151ZM167 218V219H168ZM172 218V217H171ZM175 218V217H174ZM205 218V217H204ZM213 218V217H212ZM221 218V217H220ZM225 218V216H224ZM228 218V217H227ZM164 219V218H163ZM162 219V220H163ZM192 219V218H191ZM206 219L209 218H205ZM219 219V217H218ZM223 219V218H222ZM226 219V218H225ZM133 220V219H131ZM150 220V219H149ZM166 220V219H164ZM183 220V219H181ZM189 220V219H187ZM193 220V219H192ZM199 220V219H198ZM95 221V222H96ZM139 221V220H138ZM146 221V220H145ZM151 221V220H150ZM158 221V220H157ZM168 221V220H167ZM170 221V219H169ZM180 219L178 218V222ZM190 221V220H189ZM196 221V220H195ZM200 221V220H199ZM213 221V219H212ZM219 221V220H218ZM183 222V223H182ZM220 222V221H219ZM218 222V223H219ZM226 222V221H225ZM255 222V221H254ZM130 223V221H129ZM135 223V222H134ZM181 224H184V221L180 222ZM178 223V224H180ZM207 223V221H206ZM257 223V222H255ZM254 223V224H255ZM136 224V223H135ZM139 224V223H138ZM165 224V223H164ZM177 224V223H175ZM177 224V225H178ZM180 224V226H181ZM186 224V223H185ZM184 224V225H185ZM189 224V223H187ZM215 222H213V225ZM222 224V223H221ZM140 225V224H139ZM142 225V224H141ZM162 226V224H160ZM194 226V224L192 223ZM202 225V223H201ZM204 225V224H203ZM202 225V226H203ZM218 225V224H216ZM154 226V225H153ZM160 226V227H161ZM145 227V228H146ZM216 227V226H215ZM197 228V227H196ZM203 228V227H202ZM211 228V227H210ZM217 228V227H216ZM163 229V230H164ZM191 229V227H190ZM212 229V228H211ZM218 229V228H217ZM223 229V227H222ZM222 229H218L219 231ZM140 230H143L144 233H139ZM196 231V229H195ZM216 232V231H214ZM218 232V231H217ZM222 232V231H221ZM220 232V233H221ZM156 233V231H155ZM159 233V235H158ZM191 233V231H190ZM209 235H208V234ZM211 233V234H212ZM190 238V237H189ZM226 239V238H224ZM188 242L191 239H187ZM197 244V245H196ZM102 246L104 248L103 255H99L98 252H96V249H100L99 247ZM139 246H143L147 249L148 256L144 257L145 253V248H143L142 255H140ZM186 247V246H185ZM101 250V249H100ZM185 253V254H184ZM101 254V252H100ZM168 258L167 260H165ZM150 260H152L150 262ZM165 260V261H164ZM166 262V263H165Z\"/></svg>","mask_w":264,"mask_h":264}]
</instances>
